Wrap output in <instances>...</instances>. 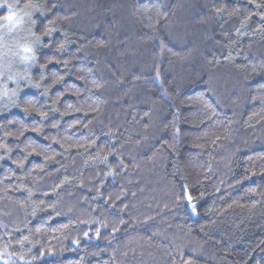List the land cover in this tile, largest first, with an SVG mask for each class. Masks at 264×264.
<instances>
[{"label":"clouds","instance_id":"9594fccd","mask_svg":"<svg viewBox=\"0 0 264 264\" xmlns=\"http://www.w3.org/2000/svg\"><path fill=\"white\" fill-rule=\"evenodd\" d=\"M0 264H264V0H0Z\"/></svg>","mask_w":264,"mask_h":264}]
</instances>
